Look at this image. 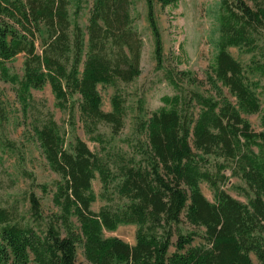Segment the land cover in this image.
<instances>
[{
  "label": "trees",
  "instance_id": "16d2710c",
  "mask_svg": "<svg viewBox=\"0 0 264 264\" xmlns=\"http://www.w3.org/2000/svg\"><path fill=\"white\" fill-rule=\"evenodd\" d=\"M141 1L155 70L174 93L149 114L137 100L127 153L112 141L128 114L125 87L142 74L132 0H91L85 30L79 18L87 0H0V80L14 88L22 114L31 115L33 139L58 177L51 192L57 212L47 218L33 191L27 217L17 203L0 205V264H80L78 247L89 264H264V0L219 1L204 81L165 67L155 6L177 7L180 0ZM230 48L248 60L235 59ZM18 55L22 75L7 67ZM46 85L71 129L77 109L97 153L79 137L66 146L64 129L31 94ZM98 85L114 89L108 112ZM255 114L258 132L244 117ZM226 170L242 183L237 190L246 203L223 189ZM22 174L35 184L31 173ZM96 179L105 203L97 212ZM35 186L49 193V186ZM121 225L136 227L133 245L103 236Z\"/></svg>",
  "mask_w": 264,
  "mask_h": 264
},
{
  "label": "rangeland",
  "instance_id": "374dc122",
  "mask_svg": "<svg viewBox=\"0 0 264 264\" xmlns=\"http://www.w3.org/2000/svg\"><path fill=\"white\" fill-rule=\"evenodd\" d=\"M220 0H180L177 7L159 4L155 6L156 19L161 32L163 42V54L165 67L174 71L188 69L194 72L200 80H205L204 72L208 68L215 52L214 44L217 40V27L215 17ZM133 16L136 18V25L143 40V52L141 56L142 74L133 83L125 87L128 94V114L124 120V127L121 133L113 138L112 145L127 153L131 152L130 147L124 142L132 134L133 118L137 114L136 103L139 98L145 101L147 114L162 106L161 98L166 95H173L174 91L166 82L162 72L155 70V59L153 55L154 43L146 20L145 3L141 0H132ZM91 0L79 18V24L85 30L89 18ZM39 50V49H38ZM230 54L240 62L244 63L249 56H240L235 48L229 49ZM23 55H18L7 63L11 72L22 75ZM178 61L180 63L178 64ZM195 88V87H191ZM101 96V109L105 112L111 110L110 98L114 89L109 86L98 85ZM35 101L43 104L54 116L56 122L64 129L66 146L73 144L74 137L82 139L92 152H98L97 144L89 141L82 124L78 120V111L75 110V127L71 129L67 125L68 114L55 106V99L49 85L44 86L40 91L31 92ZM73 99H78L74 96ZM233 100L232 98H230ZM262 109L264 103L262 101ZM255 131H260V115L244 116ZM31 115H23L16 100L14 88L0 80V205L9 206L17 203L21 215L28 216L27 196L33 191L40 199L44 217H49L57 212L51 201L53 183L58 177L49 170L43 158L38 144L32 136L30 128ZM101 131L108 137L110 130L101 127ZM15 146L14 151L6 149L4 142ZM31 173L35 178V184L23 175L22 172ZM228 182L223 189L235 199L246 203V198L237 190L242 183L231 177L229 170L225 171ZM45 184L49 186V193L43 195L38 186ZM92 187L97 195L95 203L91 208L97 212L105 203L98 197L100 183L98 179L92 182ZM200 188L208 200H213L211 189L201 183ZM75 226L77 223L75 222ZM134 225H121L113 232L104 231V237H118L121 240L133 245L135 242ZM200 243L196 239L194 244ZM77 261L80 264H89L83 257L82 249H77Z\"/></svg>",
  "mask_w": 264,
  "mask_h": 264
}]
</instances>
